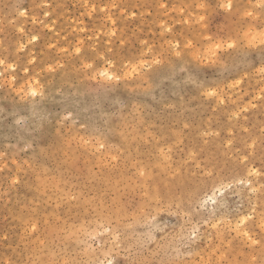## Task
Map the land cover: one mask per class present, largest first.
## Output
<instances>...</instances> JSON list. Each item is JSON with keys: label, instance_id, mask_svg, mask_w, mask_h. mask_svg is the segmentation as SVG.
<instances>
[{"label": "rangeland", "instance_id": "rangeland-1", "mask_svg": "<svg viewBox=\"0 0 264 264\" xmlns=\"http://www.w3.org/2000/svg\"><path fill=\"white\" fill-rule=\"evenodd\" d=\"M262 41L264 0H0V264H264Z\"/></svg>", "mask_w": 264, "mask_h": 264}, {"label": "bare ground", "instance_id": "bare-ground-1", "mask_svg": "<svg viewBox=\"0 0 264 264\" xmlns=\"http://www.w3.org/2000/svg\"><path fill=\"white\" fill-rule=\"evenodd\" d=\"M103 73H104V75H108V76H109L108 72L104 71ZM221 190H222V189H221Z\"/></svg>", "mask_w": 264, "mask_h": 264}, {"label": "snow or ice", "instance_id": "snow-or-ice-1", "mask_svg": "<svg viewBox=\"0 0 264 264\" xmlns=\"http://www.w3.org/2000/svg\"><path fill=\"white\" fill-rule=\"evenodd\" d=\"M228 7L230 8V7H231V5L229 4V5H228ZM262 43H264V41H262ZM229 47H232V45H229Z\"/></svg>", "mask_w": 264, "mask_h": 264}]
</instances>
